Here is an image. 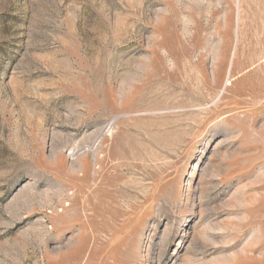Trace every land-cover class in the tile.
Returning <instances> with one entry per match:
<instances>
[{"label": "rangeland", "instance_id": "rangeland-1", "mask_svg": "<svg viewBox=\"0 0 264 264\" xmlns=\"http://www.w3.org/2000/svg\"><path fill=\"white\" fill-rule=\"evenodd\" d=\"M0 264H264V0H0Z\"/></svg>", "mask_w": 264, "mask_h": 264}]
</instances>
